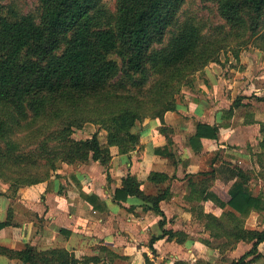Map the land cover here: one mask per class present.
Masks as SVG:
<instances>
[{
  "label": "trees",
  "instance_id": "1",
  "mask_svg": "<svg viewBox=\"0 0 264 264\" xmlns=\"http://www.w3.org/2000/svg\"><path fill=\"white\" fill-rule=\"evenodd\" d=\"M2 1L0 180L9 183V189L15 192L25 184L45 181L49 171L57 170L63 162L94 160L107 164L111 159V146H116L119 153L131 151L140 138L137 123L148 116L162 119L165 111L175 110L174 97L180 91V84L191 85L193 82L191 79L182 83L186 72L205 67L216 50L215 41L204 40L201 30L192 21L178 23L185 0H116L113 13L105 9L103 0H38V14L11 16L3 15ZM209 1L215 2L220 16L230 28L260 34L264 38V0ZM170 32L168 42L163 44ZM155 72L160 74L159 77L145 89ZM257 99L264 101V97ZM240 100L239 97L234 99L225 112L227 116L241 105ZM42 113L56 121L55 130L44 136L35 153L15 154V143L7 138L12 123L19 124L30 115ZM86 121L98 122L106 131L105 139L101 140L98 130L89 137H72L74 128H82ZM168 129L164 125L159 128L167 137ZM218 131V125L198 122L189 143L198 150L201 138L217 139ZM260 145H264V137ZM155 151L169 159L172 156L167 146ZM217 154L216 151L212 163L217 160ZM38 161L44 167L42 172L18 177L5 172L10 167L26 170L37 167ZM219 171L213 166L212 170L190 175L186 197L194 204L189 209L203 221L211 238L219 236L222 231L235 243H252L230 264H247L257 258L264 260V251H258V245L264 242V228L259 230L244 225L252 210L264 207L262 196L248 190V171L234 165L225 168L228 179L235 178L227 197L208 190ZM165 178L163 172L151 171L148 175L153 182ZM140 185L134 175L127 173L122 177L121 186L114 189L112 199L120 203L133 197L143 208L161 215L158 222L161 233L149 239L146 244L148 253L143 254L141 263L153 264L154 256H157L154 243L166 235L167 239L176 237V241L181 242L183 232L166 228V218L159 207L160 201L170 195L169 189L160 188L157 194H147ZM87 199L97 197L91 194ZM208 199L221 210L219 216L204 210L201 201ZM12 217L9 210L7 217L0 220V230L14 224ZM201 241L212 246L210 239L202 238ZM0 256L14 259L17 264H87L98 259L96 256L76 257L73 251L64 247L39 249L29 242L18 249L0 244ZM174 264L212 262L202 258L193 262L178 259Z\"/></svg>",
  "mask_w": 264,
  "mask_h": 264
},
{
  "label": "crops",
  "instance_id": "2",
  "mask_svg": "<svg viewBox=\"0 0 264 264\" xmlns=\"http://www.w3.org/2000/svg\"><path fill=\"white\" fill-rule=\"evenodd\" d=\"M223 74L215 70L197 74L192 84L177 95V108L165 111L162 119L148 116L138 122V144L128 153H119L116 146H111L107 164L94 160L63 162L49 181L21 186L15 194L10 193L9 184L0 187V220L11 210L14 223L0 230V244L18 249L29 242L39 249L64 247L76 257H98L87 264H110L111 255L117 257L118 264L143 263V254L148 253L147 242L161 233L158 225L161 215L143 208L133 197L120 203L113 201L114 189L130 173L147 194H157L160 188L169 189L170 195L160 201L159 207L166 218V228L183 232L181 242L176 237L167 239L166 235L154 243L157 258L169 259L164 263L154 260L153 264H174L178 259L193 262L198 258L214 264L212 246L203 243L199 236L201 231L208 230L204 225L200 230L193 227L203 221L189 209L194 201L186 197L190 189L188 178L217 166L219 158L213 163L212 159L220 148H224L225 156L230 155L229 160L239 158V149L231 152L234 148L228 144L241 143L242 129H256L258 121L247 119L244 124L241 117V122L234 125L237 108L227 116L225 112L238 94L235 83L227 82ZM198 122L218 125L219 131L217 139L201 138L200 149L194 150L189 137L195 133ZM163 125L169 128L168 137L159 130ZM164 146L172 153L170 159L155 151ZM151 171L163 172L166 178L153 182L148 179ZM219 179L217 173L208 190L214 191V181L220 183ZM230 185L224 183L223 187L229 190ZM91 194L97 199L88 200ZM15 202H19V208L14 206ZM201 204L206 212L221 214L213 200ZM0 264L17 261L0 256Z\"/></svg>",
  "mask_w": 264,
  "mask_h": 264
},
{
  "label": "rangeland",
  "instance_id": "3",
  "mask_svg": "<svg viewBox=\"0 0 264 264\" xmlns=\"http://www.w3.org/2000/svg\"><path fill=\"white\" fill-rule=\"evenodd\" d=\"M2 3L4 5V16L25 13L38 14L40 10V2L38 0H3ZM115 4L116 0H103L105 9L110 13L114 12ZM185 20L192 21L201 30L204 40L209 42L215 41L214 46L216 50H213L210 56L212 59L207 62L205 67L197 71H187L182 83L191 79L193 81L196 75L200 74L201 76L204 70H215L221 74L224 73L223 75L228 79L227 82L230 84L235 83L236 94H238L235 96L241 99L240 107H237L236 112H234V125L241 122V117H243L244 124L247 119L258 118L255 120H258L256 122V129H242L243 137L241 143L237 145L235 143L228 144L229 147L234 148L231 152L238 151L239 149L238 152L241 154L234 162L228 159L230 155L225 156L224 148L217 150V157L219 158L217 167L220 170L218 173L220 183L214 181L215 191L223 197L228 196V190L223 185L228 182L232 183L235 178L228 179L229 177L225 172V168L234 165L248 171V190L254 195L262 196L264 200V145H260V140L264 137V101L257 99V97H264V38L260 34L252 35L246 30L230 28L229 24L220 16L215 2L209 0H185L179 11L178 23ZM171 33H168L163 44L168 42ZM163 44L157 47L160 48ZM159 75L158 72L151 74L145 85V89L149 88L157 80ZM188 86L187 84H180V91L175 94L174 98L176 99L181 90ZM131 90L136 91L134 89ZM88 106L91 107L92 105ZM47 116L46 113H42L39 116L30 115L27 119L20 121L19 124L12 123L13 127L8 132L7 138L15 143V154L35 153L36 151L34 150L38 147L39 142L43 140L44 136L50 131L55 130L56 121L48 119ZM1 117H3V113L0 110ZM96 130L99 131L101 140H104L106 131L96 121H86L82 128H74L72 137H89ZM57 163L59 164V161ZM38 164L37 167H28L27 170L22 168L12 169L10 167L5 172L7 175L10 174L15 177L21 174H36L44 171V167L41 165L42 162L38 161ZM55 171V169H51L45 181H49L56 174ZM5 184L9 183H4L0 180V187H4ZM23 186H26V184ZM14 192L13 189L10 191L11 194L16 193ZM18 203L15 202L13 204L19 208L20 205ZM225 223L230 225L227 219H225ZM244 225L247 228L263 229L264 207L259 210H252L246 216ZM193 227L196 230H200V228H203V224L197 222V225ZM201 232V235H199L200 238L210 239L211 245L214 247H212L215 253L213 258L214 264H230L232 260L238 259L252 246L251 242L239 241L235 243L231 236L225 235L222 231H220L219 236L214 238L210 237L209 231L203 230ZM258 251H264V242L258 245ZM116 258V256L111 255L109 263L118 264L116 263ZM165 259H169V257L167 256L166 258L164 256L161 259L154 256V260H158L159 262L162 261L164 263ZM247 264H264V260L257 258Z\"/></svg>",
  "mask_w": 264,
  "mask_h": 264
},
{
  "label": "water",
  "instance_id": "4",
  "mask_svg": "<svg viewBox=\"0 0 264 264\" xmlns=\"http://www.w3.org/2000/svg\"><path fill=\"white\" fill-rule=\"evenodd\" d=\"M21 264H23V263H21Z\"/></svg>",
  "mask_w": 264,
  "mask_h": 264
}]
</instances>
